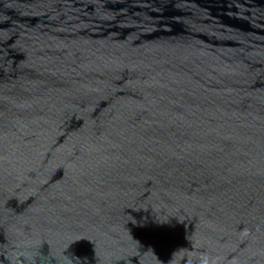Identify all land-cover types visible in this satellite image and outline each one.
I'll return each mask as SVG.
<instances>
[{
  "label": "water",
  "instance_id": "obj_1",
  "mask_svg": "<svg viewBox=\"0 0 264 264\" xmlns=\"http://www.w3.org/2000/svg\"><path fill=\"white\" fill-rule=\"evenodd\" d=\"M0 264H264V0H0Z\"/></svg>",
  "mask_w": 264,
  "mask_h": 264
}]
</instances>
